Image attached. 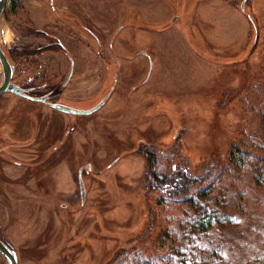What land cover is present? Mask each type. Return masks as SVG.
Masks as SVG:
<instances>
[{
	"label": "rangeland",
	"instance_id": "rangeland-1",
	"mask_svg": "<svg viewBox=\"0 0 264 264\" xmlns=\"http://www.w3.org/2000/svg\"><path fill=\"white\" fill-rule=\"evenodd\" d=\"M15 1L3 47L44 30L64 47L41 55L47 74L73 61L60 100L105 98L75 114L0 95L18 264H264V0Z\"/></svg>",
	"mask_w": 264,
	"mask_h": 264
},
{
	"label": "flooded vegetation",
	"instance_id": "flooded-vegetation-1",
	"mask_svg": "<svg viewBox=\"0 0 264 264\" xmlns=\"http://www.w3.org/2000/svg\"><path fill=\"white\" fill-rule=\"evenodd\" d=\"M18 4L19 3L16 0L13 3V6L16 7ZM52 4H53V0H51V4H50V8L53 10ZM5 8H6V4H5ZM242 8L243 6H241V9ZM38 32H40L39 35H42L43 37L48 38V40L43 43L37 44V45H34V44H28V45L26 44V45H21V46L12 45L4 49H5L6 55L9 58L10 63L13 65L10 81L18 85L20 88H22L24 92L29 96L45 97L44 101H41V100H34V101H41L47 104L48 106L52 107L49 104V102L56 101V102L65 103L61 101L59 98L61 97L60 95L62 92V88H64L65 86L64 85L62 87V82L64 78L61 81L59 80V72H57V68H55L54 71L48 75L47 74L48 70L46 68H48L50 65L48 64L47 60H43L41 58V55L44 54L45 52H49V53H52L54 51L58 52L60 51L59 47L62 50V52H64V47L57 40H55L56 38L53 37L52 34L44 30H41V29ZM110 46L111 44H109V47ZM102 51L103 49L101 45L99 46L98 53L100 54L101 59L105 61L106 56L104 57L102 55ZM66 57L68 58L67 55ZM0 68H1L0 69V82H1L2 77H3V70H2L1 64H0ZM4 94H14V95H17L23 98L30 99L28 97L19 95L12 91L3 92L0 95L3 96ZM30 100H33V99H30ZM39 119L38 121H40ZM2 122L3 123L0 125L1 126L0 131L4 135L5 139L10 140L11 138L9 137L8 132L12 131L13 127L15 128V125L13 123L12 124L6 123V120H2ZM34 125L38 126V122ZM136 142L138 143V139L136 140ZM50 158L54 159V156H51ZM52 161L54 162V160ZM38 163H35V164H38ZM85 166L87 167L86 169H89L88 168L89 163H87ZM79 170H82V167L79 168ZM80 172L81 171H79V174ZM79 178L80 177L77 176L78 187H79ZM79 192H80V187H79Z\"/></svg>",
	"mask_w": 264,
	"mask_h": 264
},
{
	"label": "water",
	"instance_id": "water-1",
	"mask_svg": "<svg viewBox=\"0 0 264 264\" xmlns=\"http://www.w3.org/2000/svg\"><path fill=\"white\" fill-rule=\"evenodd\" d=\"M6 1L7 0H0V20L4 13ZM241 6H243V2L241 3ZM0 64L3 70V77L0 82V94L3 92L12 91L33 100H41V101L45 100V97H33L27 95L22 88H20L18 85L10 81L13 65L10 63L9 58L6 55L5 49L1 41H0ZM72 69H73V61L72 58H70V68L65 79L62 82V87L66 85L69 77L71 76ZM104 99H102L96 105L88 109H80V108L72 107L66 103L56 102V101L49 102V104L52 107L63 112L75 113V114H88L97 110L104 103ZM79 187H80L81 196L83 197L85 189H84V183L81 178H79ZM0 253L6 257L8 264H18L16 251L8 242L4 241L1 237H0Z\"/></svg>",
	"mask_w": 264,
	"mask_h": 264
},
{
	"label": "bare ground",
	"instance_id": "bare-ground-1",
	"mask_svg": "<svg viewBox=\"0 0 264 264\" xmlns=\"http://www.w3.org/2000/svg\"><path fill=\"white\" fill-rule=\"evenodd\" d=\"M9 38H10V32H9L7 29H4V30H3V39H4L5 41H8Z\"/></svg>",
	"mask_w": 264,
	"mask_h": 264
},
{
	"label": "trees",
	"instance_id": "trees-1",
	"mask_svg": "<svg viewBox=\"0 0 264 264\" xmlns=\"http://www.w3.org/2000/svg\"><path fill=\"white\" fill-rule=\"evenodd\" d=\"M59 48H60V47H59ZM62 78H63V77H62ZM153 152H154L153 149H152V150H151V149L148 150V153H149V155H150L151 157H153V154H154ZM0 237H1V236H0Z\"/></svg>",
	"mask_w": 264,
	"mask_h": 264
},
{
	"label": "crops",
	"instance_id": "crops-1",
	"mask_svg": "<svg viewBox=\"0 0 264 264\" xmlns=\"http://www.w3.org/2000/svg\"><path fill=\"white\" fill-rule=\"evenodd\" d=\"M212 21H214L213 19H211Z\"/></svg>",
	"mask_w": 264,
	"mask_h": 264
}]
</instances>
